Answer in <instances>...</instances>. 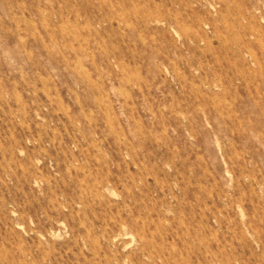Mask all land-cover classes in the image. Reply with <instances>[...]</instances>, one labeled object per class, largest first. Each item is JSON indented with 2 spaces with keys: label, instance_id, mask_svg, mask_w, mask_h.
<instances>
[{
  "label": "rangeland",
  "instance_id": "374dc122",
  "mask_svg": "<svg viewBox=\"0 0 264 264\" xmlns=\"http://www.w3.org/2000/svg\"><path fill=\"white\" fill-rule=\"evenodd\" d=\"M0 264H264V0H0Z\"/></svg>",
  "mask_w": 264,
  "mask_h": 264
},
{
  "label": "bare ground",
  "instance_id": "6f19581e",
  "mask_svg": "<svg viewBox=\"0 0 264 264\" xmlns=\"http://www.w3.org/2000/svg\"><path fill=\"white\" fill-rule=\"evenodd\" d=\"M76 97V96H75Z\"/></svg>",
  "mask_w": 264,
  "mask_h": 264
}]
</instances>
